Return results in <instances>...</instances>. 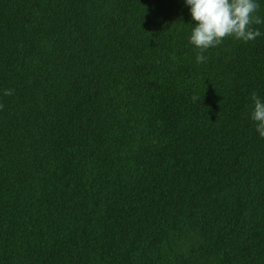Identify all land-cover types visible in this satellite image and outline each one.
Here are the masks:
<instances>
[{
  "label": "trees",
  "instance_id": "1",
  "mask_svg": "<svg viewBox=\"0 0 264 264\" xmlns=\"http://www.w3.org/2000/svg\"><path fill=\"white\" fill-rule=\"evenodd\" d=\"M194 23L184 0H0V264H264V23L203 62Z\"/></svg>",
  "mask_w": 264,
  "mask_h": 264
},
{
  "label": "clouds",
  "instance_id": "2",
  "mask_svg": "<svg viewBox=\"0 0 264 264\" xmlns=\"http://www.w3.org/2000/svg\"><path fill=\"white\" fill-rule=\"evenodd\" d=\"M189 7L192 20L195 22L191 29L189 42L199 53L197 62H203V53L220 45L225 38L231 37L244 42L252 41L262 33L253 25L264 23L257 15L260 4L257 0H184ZM14 90H4L5 96L13 95ZM193 101L201 100L193 96ZM253 110L251 119L256 131L264 138V99L256 92L251 93ZM3 105L0 104V109Z\"/></svg>",
  "mask_w": 264,
  "mask_h": 264
}]
</instances>
